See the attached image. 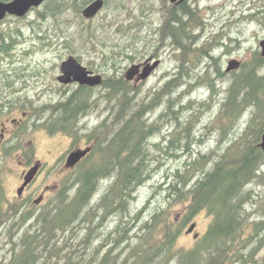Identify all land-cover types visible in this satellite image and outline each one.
Segmentation results:
<instances>
[{
  "label": "trees",
  "instance_id": "1",
  "mask_svg": "<svg viewBox=\"0 0 264 264\" xmlns=\"http://www.w3.org/2000/svg\"><path fill=\"white\" fill-rule=\"evenodd\" d=\"M91 1L46 0L39 14L42 18L58 19L68 18L67 14L74 12L77 18L83 17L82 9ZM109 1L105 0V8ZM166 14V20L156 31V47L162 48L169 39L180 50L181 65L151 98H139L138 87L125 75L104 77L105 100L111 105L107 108L114 113L107 115L104 137L99 133L101 127L88 134L94 142L90 157L98 156L100 162L82 170L71 185L58 192L50 206L35 216L34 211L22 215L18 208L11 210L0 177V231L7 226L11 245L0 264H264V255L256 257L263 237L255 239L258 243H247L243 238L250 222L246 207L249 203L259 205L253 203L247 188L263 175L264 151L258 142L264 134V74L260 73L264 57L259 52L254 53L248 64H242L241 73L230 78L222 103L221 116L229 128L235 127L247 108L252 109L245 131L227 146L193 155L182 168H171L164 175L170 205L189 201L181 220L166 216V209L153 210L145 220L141 219L142 211L132 215L134 195L160 168L157 155L147 146L149 136L162 128L159 120L176 129L166 146H156V153L175 158L186 150L191 152L195 114L185 117L189 107L184 105L181 95L173 97V94L185 85L192 88L199 82L194 81L197 77L191 71L210 51L205 45L198 46L205 24L197 9L184 2L171 5ZM81 27L78 34L65 36V42L71 38L94 50L105 44L98 27L94 29L92 24ZM45 37L43 33L42 39ZM7 49L0 45V52ZM104 62L106 67L117 66V61L106 55ZM217 72V77L224 76L219 68ZM214 79L202 78L213 91ZM94 91L82 85L69 94L60 93L64 96L56 101L45 102L41 105V125L51 134L60 131L78 136L74 113L91 108ZM164 98V110L150 122L146 114L155 110ZM193 102L190 100L188 104L191 106ZM252 132L256 135L250 139ZM14 150L18 148L9 147L3 154L11 155ZM109 178L112 179L109 188L97 199L101 182ZM203 210L212 218L206 234L190 249L177 247L183 227ZM109 214L117 216V221L114 230L104 234L102 227ZM27 223L28 227L16 237L18 229L21 227V231ZM253 224L257 232L263 230L264 221Z\"/></svg>",
  "mask_w": 264,
  "mask_h": 264
},
{
  "label": "rangeland",
  "instance_id": "2",
  "mask_svg": "<svg viewBox=\"0 0 264 264\" xmlns=\"http://www.w3.org/2000/svg\"><path fill=\"white\" fill-rule=\"evenodd\" d=\"M187 4L199 11V15L205 24L204 29L201 31L198 46L205 45L210 50L208 51L209 54L201 57L199 62L193 67V71H191L192 76L198 78L194 81L199 80V82L192 88L185 85L177 89L173 94V97L181 95L184 105L189 107V112H184L185 117L189 116L190 113L195 114L192 126V133L194 134L190 145L191 152L186 150L183 153H179V156L175 158L156 153V146H166V141L176 129L169 122L159 120V123H162V128L156 134L149 136L147 146L151 149L152 154L157 155V167L160 168L154 172L150 180L146 181L137 190L131 205L132 215H135L137 211H142L140 215L142 220H145L146 216L149 217L150 213L155 209H166V216L174 217L179 222L187 212L189 201L170 205L169 198L166 195L167 190L166 185H164L166 177L164 178V175L171 168H182L185 162L193 155L209 153L222 146L225 147L233 142L234 139L239 138L245 131L252 114V109L247 108L239 116L235 127L230 128L228 125L225 126V120L221 116L222 103L227 93L230 78L235 73L242 72V64H248L255 52L260 53L259 42L264 39V0H187ZM170 7L171 5H168L165 0H110L107 7H104L95 19L90 21L84 17L77 18L74 12H69L67 14L68 18L57 19L54 16L42 18L39 14V11L44 9L42 5L33 12L32 19L37 18L38 15L41 17L37 24L41 26L40 30L46 37L37 42L39 48L35 53L28 55L18 50L19 53L16 54L21 57L25 65H30L32 68L30 73L34 70L39 74L37 77L41 88L40 104L43 106L45 102L56 101L64 96V94L60 95L63 89L57 77L61 73V63L70 55H74L77 59L79 56L80 59L78 60L84 66L94 71L98 69L105 78L125 75L132 64L145 62L150 57H153L154 60L160 59V65L152 72L149 78L132 82L140 91L139 98H151L154 92L158 91L167 80L177 73L178 67L181 65L180 50L175 49L170 44L169 39L158 50L155 42L157 39L156 31L159 30L158 28L166 20V13ZM68 19L70 22H68ZM80 20L82 23H80ZM17 23H20L19 27L24 26L19 21L9 20L6 24L0 26V32L18 27L15 25ZM90 24L93 25L94 29L99 28V36L104 39V45L102 44V46L94 50L91 46L81 45L71 38L70 40L68 38V42H65V36H74L79 33L81 25L88 27ZM49 40L50 42H48ZM119 49L123 51L116 53ZM154 53L156 57L153 56ZM113 54H117V57L113 56ZM105 55L117 61L116 68L105 66ZM133 57L134 62L132 61ZM232 59L239 60L241 66L239 69L227 73L225 70L228 62ZM3 61L0 69L5 67L7 59H3ZM217 68H219L221 73H224V76H216V73H218ZM23 71L25 70L23 69ZM260 73L264 74V67L260 70ZM29 74L26 75L28 76L26 79H30L31 76ZM206 76L215 77L214 84L216 89L214 91L209 88L207 82L202 80ZM184 79L183 81H185ZM93 95L92 100L95 104H93L92 108L95 106L97 110H104L107 116L109 112L107 107L111 105L106 103V90L103 86L98 87ZM97 98L99 99L98 102H96ZM165 99L161 101V104L155 110L146 114L150 122L156 120L164 110ZM190 100H194L191 106L188 104ZM200 102L202 103L200 104ZM42 121L41 119V124ZM98 127L90 128L89 132H79L78 134L80 135L77 138L80 136V138L83 136L87 137L86 135ZM25 135L26 143L33 140L32 145L28 146V148L14 150L11 155L6 156L3 151L0 152V177L8 197V206L11 210L18 208L22 215L34 211L32 215L35 216L48 205H51L53 199L65 185H71L82 170L89 167L92 163L100 162V158L98 156L89 157L81 164L69 168L66 166V156L68 154L66 149L71 136L58 132L51 134L42 125L34 131L27 132ZM255 135L253 132L252 134L249 133L250 139ZM260 142L261 139L258 143ZM25 145L27 146V144ZM22 159L25 161L24 164L21 163ZM38 161L41 162L40 164L43 165V168L27 188L26 197L20 200L17 195V189L23 182L22 172L25 168L30 169L33 167ZM153 166L155 167V165ZM261 170L263 173L262 177L251 183L247 188L251 191L253 203L258 202L259 205L251 203L247 205V218L250 220L249 226L253 227V232L248 233L246 231L245 237L243 236L247 243H258L260 241L255 239L263 237L261 248L256 256L257 259L264 255V226L263 230L257 232V227L254 224L252 225V223L264 221V216L262 215L264 204V163ZM111 182V178L101 182L97 199L106 192ZM43 193L45 195L44 202L40 206H35L34 199ZM32 206L33 209L30 208ZM211 219L206 210L195 214L183 227L176 243L177 247L183 249L194 247L197 239H201L206 234ZM116 221L117 216L109 214L104 220L102 233L113 231ZM193 222H196L197 232L200 236L198 238H194V234L186 233V230ZM30 223L22 225L23 229L21 231V227L18 229L16 237H19ZM134 224L135 222H133ZM6 230L7 226L0 231V261L5 258L11 246ZM134 233L135 231L131 235H134Z\"/></svg>",
  "mask_w": 264,
  "mask_h": 264
},
{
  "label": "flooded vegetation",
  "instance_id": "3",
  "mask_svg": "<svg viewBox=\"0 0 264 264\" xmlns=\"http://www.w3.org/2000/svg\"><path fill=\"white\" fill-rule=\"evenodd\" d=\"M11 1V0H5ZM168 5H181L184 2H170L166 1ZM187 3V0L185 1ZM40 7H33L29 10L27 14L24 16H17L7 14V16L0 21V26L6 24L9 20L19 21L21 24H24L23 27H19L20 23L15 24L18 27L9 28V30L0 32V45L5 46L7 49L6 52H0V66L2 64L3 59H7L5 62V67L0 69V73L2 77H0V152L9 147H14L18 149L28 148V146L32 145L30 142L26 143V133L29 131H34L36 128L41 125V88L40 82L38 80V72L32 70L30 65L27 66L21 60V57L17 56L18 50L25 54H33L37 51L39 46H37V42L42 39V31L37 22H39L41 17L38 15L37 18H33V12L38 10ZM27 30V31H25ZM153 58V57H150ZM10 60V61H9ZM141 63V67L138 75L143 70L144 62ZM23 69L25 71H23ZM94 71V70H93ZM155 71V70H154ZM227 73L233 71H228L227 68L225 70ZM30 73V74H29ZM94 73H100L94 71ZM29 74L30 79H26ZM133 82V81H132ZM61 84V83H60ZM62 85V92L67 91L68 94L71 90L78 88L80 85L77 83H71L69 85ZM64 85V86H63ZM96 89L98 87H91ZM66 95V94H65ZM94 96V95H93ZM92 98V96H91ZM95 104V103H93ZM89 107V106H88ZM93 105L91 106V108ZM76 111L74 113L73 123L75 124V128L77 132H89L90 128L95 126H99L100 135L104 137V127L105 122H107V116L105 115L104 110H97L92 108ZM33 113V114H31ZM113 111H110L108 114H113ZM106 116V117H105ZM32 117V118H31ZM31 118V119H30ZM58 133H62L58 131ZM77 133V134H78ZM80 135V134H78ZM87 137L83 136L82 138L75 136L71 137L67 146L68 154L70 152L75 151L77 149H86L90 148V152L83 157L80 162L77 164H81L85 160H87L93 150L94 142L93 140H89ZM27 144V146L25 145ZM21 163L24 164L25 161L22 159ZM37 163H41L38 161ZM36 163V164H37ZM43 165L40 164V168L35 178L25 187L22 195L20 196V200L26 197L25 192L29 185L36 179L37 175L42 170ZM29 171L28 168H25L22 172V181L23 174ZM37 199H41L39 203H36ZM45 199L44 193L39 195L38 198L34 199L35 206H40ZM33 209V206L30 207ZM248 233L253 232V227L249 226L247 229ZM197 232V227L194 232L190 233V235L195 234ZM200 237V236H199Z\"/></svg>",
  "mask_w": 264,
  "mask_h": 264
},
{
  "label": "water",
  "instance_id": "4",
  "mask_svg": "<svg viewBox=\"0 0 264 264\" xmlns=\"http://www.w3.org/2000/svg\"><path fill=\"white\" fill-rule=\"evenodd\" d=\"M46 0H0V21L3 20L7 14L24 16L33 7H39L44 4ZM170 2H176L177 0H165ZM179 2H185L186 0H178ZM105 0H92L82 9V15L86 19L95 18L104 8ZM260 54L264 57V39L260 40ZM161 60L149 58L144 62L143 70L139 73L137 80H146L150 77L152 72L160 65ZM241 62L237 59H232L228 62L227 70H236L240 68ZM141 67V63L132 64L126 71L125 77L129 81H135L137 73ZM60 75L57 77L58 81L62 84L78 83L79 85H87L91 87L101 86L104 82V77L100 73H94L93 70L84 66L74 55L68 56L60 65ZM259 146L264 151V134L261 137ZM90 152V148L77 149L69 153L66 159V166L69 168L75 167L80 160ZM40 168V164L37 163L29 169L27 173L23 174V183L17 189L18 196H21L25 187L35 178ZM41 199H37L36 203H39ZM196 228V222H193L186 230L187 234L194 232ZM199 233L194 234V238H198Z\"/></svg>",
  "mask_w": 264,
  "mask_h": 264
},
{
  "label": "bare ground",
  "instance_id": "5",
  "mask_svg": "<svg viewBox=\"0 0 264 264\" xmlns=\"http://www.w3.org/2000/svg\"><path fill=\"white\" fill-rule=\"evenodd\" d=\"M264 14V13H263ZM187 74V73H186ZM178 76V75H177ZM196 76V75H195ZM140 92V91H139ZM92 109V108H91ZM94 109V108H93ZM69 123V122H68Z\"/></svg>",
  "mask_w": 264,
  "mask_h": 264
}]
</instances>
